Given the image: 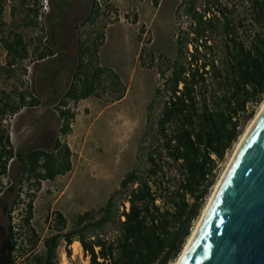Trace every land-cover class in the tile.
<instances>
[{
	"label": "trees",
	"instance_id": "16d2710c",
	"mask_svg": "<svg viewBox=\"0 0 264 264\" xmlns=\"http://www.w3.org/2000/svg\"><path fill=\"white\" fill-rule=\"evenodd\" d=\"M4 1L0 0V14ZM243 4L246 24L235 20L228 2L189 0L186 14L192 23L187 36L179 40L188 50L184 60L178 58L169 66L167 76L162 72L167 98L157 120L158 143L147 156L148 169L145 173L137 168L129 171L100 217L95 210L86 211L69 228L65 215L58 211L57 232L45 238V252L34 254L25 264H56L61 240L68 245L78 240L90 264H169L178 257L191 233L192 221L199 216L203 200L215 184L218 162L233 148L254 117L256 106L264 100V0H245ZM91 6L88 20L93 21L100 9L98 0H92ZM49 19L52 21V16ZM69 31L62 42H57L58 53L50 45L34 50L38 52L36 59L55 54L58 60L66 58L61 69L48 74L51 83H59L58 87L52 86L49 103L60 101L50 126L42 131L41 144L15 152L2 123L7 115L16 114L28 104L36 105L40 99L27 91L7 95L6 100L0 98V174L6 175L9 167L15 180L0 197V264H17L26 254L18 250L19 234L12 216L20 197L17 181L33 180L39 187L42 180L55 179L71 169V150L59 138L70 131L75 116L67 101L94 94L104 71L85 64L84 55L91 52V47L81 42L77 72L73 74L77 80L69 84L77 52L74 31ZM217 34L224 35L222 48L213 41ZM100 43H93L94 53ZM3 46L7 58L1 70L12 72L16 64L29 57L28 43L19 32L3 37ZM172 169L177 173L173 178L168 175ZM119 193H125L126 198L117 216L115 197ZM26 213L24 226L31 233L33 248L39 236L31 224L32 200L27 203ZM109 224L118 230L113 238L99 232Z\"/></svg>",
	"mask_w": 264,
	"mask_h": 264
},
{
	"label": "rangeland",
	"instance_id": "374dc122",
	"mask_svg": "<svg viewBox=\"0 0 264 264\" xmlns=\"http://www.w3.org/2000/svg\"><path fill=\"white\" fill-rule=\"evenodd\" d=\"M53 1L49 0V10L43 11L42 0H5L4 11L0 14V98L6 100L7 95L15 96L18 92L27 91L40 99L36 105L28 104L16 114L7 115L2 122L8 129L15 152L43 142L42 131L50 126L53 113L57 110L56 104L60 101L59 98L55 104L49 103L50 94L43 91L44 85H47L43 79L50 84L48 74L56 70L57 54L40 60L36 59L38 52L34 51L35 48L41 51L44 46L50 45L58 53L56 44L59 38L53 41L52 37L53 32L56 35L57 26L52 27L49 18L52 16L55 21L62 15V11H55L59 8H54ZM223 1L233 6L232 16L237 22L241 20L243 24L247 23L244 18L245 0ZM55 2L62 6L66 0ZM91 2L83 17L64 16L61 23L71 20L70 25L66 24L69 25L66 32L73 29L76 37V67L79 61L78 46L85 42L86 46L91 47V52L84 55L85 64L90 65L91 69L101 67L104 71L94 94L78 101H67V107L75 116L71 120L70 131L66 135L61 134L59 138L71 150V169L55 179L42 180L39 187L33 180L23 183L17 181L20 197L12 216L19 234L18 250L22 251L21 254H27L21 256L17 264L30 262L34 254L45 252V238L57 232L55 217L58 211L65 215L69 228L77 216L86 211L95 210L97 217H100L103 214L102 208L119 190L121 180L129 171L137 168L145 173L149 166V151L158 143L157 120L167 98L165 77L170 72L169 66L178 58L184 60L188 50L182 47L179 40L187 36L192 23L186 14L189 0H100L99 13L93 21L88 20ZM37 12L38 18L33 23ZM12 32L22 34L30 52L22 64H16L13 71L8 72L1 70L7 58L3 37ZM100 35H103L102 39H98ZM223 39V34H217L213 41L222 48ZM95 41L102 43L94 53L92 46ZM188 48L192 46L188 45ZM76 67L72 70L69 84L77 80L73 77L77 72ZM162 72H165V77ZM81 77H84V73ZM263 102L256 106L254 117ZM252 119L247 122L240 138L224 160L218 162L215 183ZM17 162L15 160L16 169ZM176 174L174 169L168 171L172 178ZM14 181L8 167L6 175L0 174V186H3L0 188V197L4 192L2 190ZM214 185L203 200L199 216L192 221L191 229L207 204ZM125 198V193L115 197L117 216L123 211ZM30 200L33 202L31 224L39 236L33 248L29 242L31 233L24 226L26 206ZM190 201L193 199L190 198ZM157 203L163 205L162 200ZM125 205L129 207L128 202ZM167 206L170 207V203ZM99 232L109 238L118 234L114 224L105 226ZM64 262L90 264V257L83 248L75 250L73 243L68 245L61 240L57 247L56 264Z\"/></svg>",
	"mask_w": 264,
	"mask_h": 264
},
{
	"label": "water",
	"instance_id": "95a60500",
	"mask_svg": "<svg viewBox=\"0 0 264 264\" xmlns=\"http://www.w3.org/2000/svg\"><path fill=\"white\" fill-rule=\"evenodd\" d=\"M181 264H264V115L242 145Z\"/></svg>",
	"mask_w": 264,
	"mask_h": 264
},
{
	"label": "bare ground",
	"instance_id": "6f19581e",
	"mask_svg": "<svg viewBox=\"0 0 264 264\" xmlns=\"http://www.w3.org/2000/svg\"><path fill=\"white\" fill-rule=\"evenodd\" d=\"M264 115V102L261 106V109L260 111L257 113V115L252 119L246 133L241 137L238 145H237V148L235 149L232 157L230 158V160L228 161L227 165H226V168L224 169L222 175L219 177V179L216 181L214 187H213V190H212V193H211V196L209 197V200L207 202V204L203 207L202 209V212H201V215L197 221V223L195 224V226L191 229V233L189 234L188 238L186 239V242L180 252V254L178 255L177 259L174 261L173 264H181L182 260L184 259L185 255L187 254L191 244L193 243L196 235L198 234L200 228H201V225L208 213V210L219 190V188L221 187L225 177L227 176L231 166L233 165L242 145L244 144L245 140L247 139V137L249 136V134L251 133V131L253 130V128L257 125V123L260 121V119L262 118V116ZM73 247L75 250H78L79 248H82L81 246V243L78 241V240H75L73 242ZM63 264H66L65 262Z\"/></svg>",
	"mask_w": 264,
	"mask_h": 264
},
{
	"label": "flooded vegetation",
	"instance_id": "af4514ba",
	"mask_svg": "<svg viewBox=\"0 0 264 264\" xmlns=\"http://www.w3.org/2000/svg\"><path fill=\"white\" fill-rule=\"evenodd\" d=\"M53 2H54V8H59L58 10H55V11H62V15L58 16V18H56L55 21L52 20V23H53L52 27L57 26L56 35L53 32L52 37H53V41L55 40V38H59V41L62 42L61 38L64 35H66V30H67L68 26L70 25L71 20H68L65 23H61L62 22L61 20H63L64 16L66 17V16H70V15L71 16L73 15L76 17H83L87 12L90 0H66L65 4L62 6L57 5L55 0ZM54 17H56V16H54ZM66 24H69V25L66 26ZM72 25H73V22H72ZM63 29H65V30L63 31ZM65 59L66 58H61L59 60L58 59L55 60V61H57L56 70H59L64 66L65 61H66ZM74 67H76V63H75ZM44 81H46V79H43V83L50 86V87H47V85H44L43 91H45L46 94H51L52 92H54V91H52V89H53L52 86L58 87V85H59V83H57V82L54 84L50 83L51 84L50 85L48 82H44Z\"/></svg>",
	"mask_w": 264,
	"mask_h": 264
},
{
	"label": "built area",
	"instance_id": "2783aa9c",
	"mask_svg": "<svg viewBox=\"0 0 264 264\" xmlns=\"http://www.w3.org/2000/svg\"><path fill=\"white\" fill-rule=\"evenodd\" d=\"M100 1V0H98ZM42 6H43V11H48L49 10V0H42ZM6 184V182H5ZM3 187L2 185L0 186V188ZM4 191V190H2ZM158 201V200H157Z\"/></svg>",
	"mask_w": 264,
	"mask_h": 264
}]
</instances>
